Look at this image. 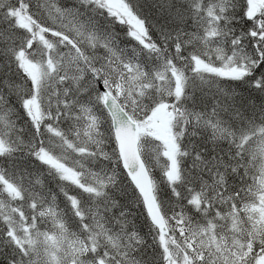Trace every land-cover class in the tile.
I'll return each instance as SVG.
<instances>
[{
	"label": "snow or ice",
	"instance_id": "6c2138e0",
	"mask_svg": "<svg viewBox=\"0 0 264 264\" xmlns=\"http://www.w3.org/2000/svg\"><path fill=\"white\" fill-rule=\"evenodd\" d=\"M0 264H264V0H0Z\"/></svg>",
	"mask_w": 264,
	"mask_h": 264
}]
</instances>
